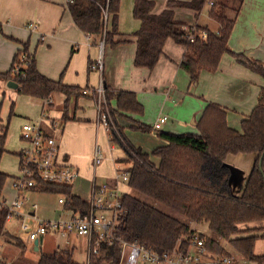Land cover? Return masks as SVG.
<instances>
[{
  "label": "crops",
  "instance_id": "0c3cea01",
  "mask_svg": "<svg viewBox=\"0 0 264 264\" xmlns=\"http://www.w3.org/2000/svg\"><path fill=\"white\" fill-rule=\"evenodd\" d=\"M153 1L155 2L153 13L160 15L168 9L170 2H192L193 0ZM134 5L135 0H121L119 33L113 40L117 45L104 44L100 52V45L104 40L95 42L92 36L89 37L75 24L68 9L67 0H0V74L11 70L15 56L24 44H28L30 53L35 56L39 71L53 81H62L66 85L92 90L102 84L104 89L108 88L111 91L135 93L144 107V113L134 115L120 112L116 116L117 124L124 133L133 130L130 127L136 123L153 129L147 134L148 137L142 139L140 145L135 147L147 153L150 161L156 166L159 165L160 159L152 156V152L167 145V142L159 137V132L198 133L197 124L210 103L220 106L227 114L229 127L240 131L241 123L251 116L258 105L264 86V77L251 70L237 57L226 53L222 56L215 72L202 71L198 82L194 84L190 76L180 67L186 47L171 38L165 42L163 53L153 70L136 67L137 40L135 34L139 31L141 22L134 17ZM212 6L213 4L206 0L200 11L176 7L173 9L174 21L188 27L218 33L220 24L210 16ZM229 15L233 17L234 12L230 10ZM32 23L37 25L36 30L29 28ZM228 47L231 52L243 56L252 63L264 66V0L243 1L228 41ZM100 53L103 58L102 72L94 68ZM7 84L0 78V137H5V153L12 152L16 155L19 166L20 155L27 147V143H23L18 150L5 149L9 134V121L5 123L1 109L6 95H9V102L12 103H9V118L17 115L13 112L14 99L17 100L19 95L23 94L19 92V89L11 91ZM56 96H58L57 102ZM56 96L53 97L51 106L26 96L37 102L33 104L36 111L31 117H27V121L34 119L35 121L32 122L39 123L45 133L55 138L59 145L60 157L79 171L80 177L73 186V193L89 201L94 183L108 184L117 187L123 193H132L126 182L117 179L119 171H127V166L121 162L127 158L126 152L117 149L113 137L98 126L95 97L84 96L77 100L73 99L71 101L73 109L67 111L68 117L73 120L65 122L63 111L67 106L63 107V105H65L66 98ZM110 104L113 108L116 107L114 100L110 101ZM88 107L91 110H87ZM164 118L166 120L163 121L161 128L155 131V123ZM55 120L58 122L57 128L52 124ZM137 133L143 135L141 132ZM96 145L100 146L104 153L103 163L98 167L93 165ZM256 160L257 154L227 157L226 165L232 171L230 186L233 196L239 198L243 195ZM0 173L7 175L8 178L13 177V181L19 176L9 175L2 170ZM85 183L88 184L84 190L87 191V195L77 193L76 191L84 189ZM9 190V199L14 200L17 193L12 186ZM2 193L0 197L3 196ZM23 198L26 201L24 194ZM59 199L58 204L63 206L62 212L65 214L60 212L57 219L70 218L73 211L67 210V206L59 203ZM36 210L30 208L28 213L36 216ZM261 227H264V222L239 226L243 230ZM195 229L197 233L209 236V233L201 230L200 227ZM4 232L3 243L0 237L1 247H3L0 261L5 260L7 264L18 256L21 253L19 242L26 247V257L34 261L39 259V257L34 259L29 255V247L22 238L13 235L6 228ZM56 235L60 237L56 243V250L46 253H53L59 249H70L73 251L75 261L87 264L88 241L86 238L72 234L66 239L59 234ZM257 235L260 234L257 233ZM72 239H74L73 242ZM79 240H82V248H79ZM259 240L254 249L257 256L264 255V251H256ZM223 244L232 252L228 250L232 255L231 258L238 264H255L245 261L242 256L228 247V243ZM32 250L39 254L42 252L41 248L35 249V244ZM76 254L77 257L79 255L81 259L83 258L82 261L75 258ZM210 256L214 258L216 255L210 253ZM236 256L240 257L239 261L236 260Z\"/></svg>",
  "mask_w": 264,
  "mask_h": 264
},
{
  "label": "trees",
  "instance_id": "16d2710c",
  "mask_svg": "<svg viewBox=\"0 0 264 264\" xmlns=\"http://www.w3.org/2000/svg\"><path fill=\"white\" fill-rule=\"evenodd\" d=\"M209 1L213 2L210 16L220 24L219 32L207 31L206 40L197 38L191 42L187 37V30L204 29L175 22L173 9L185 7L200 11L206 0L170 2L168 9L160 15L153 13V0H135L133 14L141 22V27L135 34V66L153 70L163 53L165 42L171 38L186 47L180 67L194 84L198 82L202 71L215 72L226 53L237 57L264 77L263 65L252 63L231 52L228 47L244 0ZM120 3L121 0H67L75 24L85 34L92 36L95 42L104 40V44L112 46L117 45L113 40L119 33ZM230 10L234 12L233 17L229 15ZM24 56L27 60L22 63ZM17 65L21 67L20 73L13 74V68ZM0 78L7 83H17L21 94L43 103L53 99L55 95H63L67 106L71 100L84 97L85 89L53 81L43 75L37 68L35 56L30 53L28 44H24L15 56L11 70L0 74ZM105 95L109 104L110 101H115V108L110 104L115 118L120 112L134 115L144 113L143 105L133 92H115L105 88ZM63 115L65 122L73 120L68 117L67 108ZM130 128L145 133L153 131L151 127L139 123ZM197 130L198 133L195 134L160 131L159 137L167 145L152 152V156L160 159L158 166L150 161L147 153L136 148L127 138L123 143L119 142L127 155L121 162L127 166V184L134 194L124 193L121 198L122 213L116 217L115 236L163 253L176 248L186 252L190 240L197 235L204 239L208 252L216 255L215 257L231 258L232 255L223 244L228 243L245 261L264 264V255L257 256L254 253L257 240L264 239V227L245 230L239 228L244 224L264 222V158L261 161L264 154V86L258 105L251 116L241 123L240 131L229 127L226 112L212 103L207 105L197 124ZM4 143L5 137H0V159L5 152ZM239 154H257V160L243 195L237 198L231 192L232 171L226 165V159L229 155ZM7 179V175L0 173V195ZM36 180L37 185L31 191L64 196L68 199L67 210L81 214L88 212V201L76 196L73 187ZM142 197L184 216L188 223L141 200ZM7 213L6 209L0 210V237L5 234ZM202 225L207 226L209 236L196 232L195 228ZM18 246L21 253L7 264H80L74 260L70 249H59L53 253L41 252L39 259L34 261L26 257L25 245L19 242ZM97 249L98 254H91L89 264L120 263L121 246L118 243L110 246L102 242ZM232 264L238 263L233 261Z\"/></svg>",
  "mask_w": 264,
  "mask_h": 264
},
{
  "label": "built area",
  "instance_id": "2783aa9c",
  "mask_svg": "<svg viewBox=\"0 0 264 264\" xmlns=\"http://www.w3.org/2000/svg\"><path fill=\"white\" fill-rule=\"evenodd\" d=\"M211 4H213L211 2ZM32 30L37 29V25H29ZM90 37V36H89ZM187 37L191 42L197 38L206 40L208 33L205 30L190 31L187 30ZM104 41L100 45L102 52ZM27 57L24 56L21 62H25ZM100 72L103 71V58L100 53L97 63L94 66ZM21 67L13 68V74L20 73ZM84 96L95 97L97 124L105 129L111 137L117 138L116 133L118 125L112 118L110 104L105 95L104 86L101 84L97 89H85ZM46 105L53 104L50 98L45 102ZM159 119L154 130L158 131L163 121ZM53 127H58L57 121H52ZM22 139L27 143V147L21 153L20 174L14 179L12 188L17 193L15 199L7 204L0 197V210L8 211L6 221L12 218H18L20 221V230L32 242H38L37 247L40 249L44 245V238L49 233L59 234L61 237L68 239L72 234L86 238L88 241V261L92 253L98 254V245L106 243L110 246L118 243L121 246V256L119 264H232L233 258L211 257L208 252L204 239L197 235L192 237L189 242L188 250L182 251L178 248L173 251L158 253L145 245L129 243L115 236V223L118 214L122 213L121 198L123 192L117 187L108 184L97 185L94 183L89 203V210L86 214L73 212L68 219H56L54 221H40L31 226L30 221H35V215L31 213L23 214L21 209L25 203L23 193L36 187L37 180L58 186L73 187L79 180V171L70 165L66 160L60 157V149L55 138L44 132L39 124L27 123L22 126ZM123 143V140H118ZM104 153L100 146L95 147L93 155V165L98 167L103 163ZM38 177V178H36ZM117 179L128 182L129 172L119 171ZM59 203L68 205V199L61 196ZM38 206L32 205V210ZM107 264V263H103Z\"/></svg>",
  "mask_w": 264,
  "mask_h": 264
},
{
  "label": "rangeland",
  "instance_id": "374dc122",
  "mask_svg": "<svg viewBox=\"0 0 264 264\" xmlns=\"http://www.w3.org/2000/svg\"><path fill=\"white\" fill-rule=\"evenodd\" d=\"M14 90L11 89V91H14ZM8 97H9V95H6L4 104H3L2 109H1V115H2V118H4L5 123L7 124L9 121V134H8V140H7L5 149H7V150L8 149L18 150L22 146L23 143L25 144L24 140L22 139V126L27 124V123L35 124L34 122H32V121H35L34 119H30L27 121V117H31L33 115V113L36 111V108L34 107L33 104H36L37 102L35 100H32V99L24 96V95H19L17 100L14 99L15 106H14L13 112L17 115H12L9 118V114H10L9 103L10 104H12V103L9 102ZM59 97H64V96L59 95ZM57 101H58V96H56V102ZM71 101L68 102V104H67V111L68 112L73 109V105H71L72 104ZM64 104L65 105H63V107L66 106V99H65ZM110 109H111V107H110ZM87 110H91V108L88 107ZM111 115H112V118L115 119V121L117 122L116 118L113 116L112 109H111ZM116 131H117V133L115 135L117 138H115V136H114L113 139L114 140L116 139L115 145L117 146V149H120L122 151L124 149L120 146V143L118 140L124 141V139L126 140V138H127L130 142H132V144L134 146H136V145L138 146V145H140L141 140L147 138L148 137L147 134H149V133H145V132H142L139 130H129V131H126L124 133V131L120 127H118V130H116ZM137 132H141V133H143V135L139 134ZM119 152H121V151H119ZM0 170L8 173L9 175H14V174L16 175L17 174V176H18L20 174V165L18 166V158L16 157V155H14L12 152H10V153L4 152L1 159H0ZM12 184H13V177L8 178V180L5 184V187L3 189V193H2L3 196L1 198L3 199V197H5L4 199L6 200L7 204H10L13 201V199L12 200L9 199L10 198V195H9L10 190L9 189L12 186ZM83 187H84V189H82V191H76V192L77 193L79 192L81 194L84 193L87 195V193H86L87 191H84V190L88 187V184L85 183ZM77 188H78V185H77L76 189ZM23 194L25 195V198H26V201L24 203V207L21 209V212L23 214L28 213L30 208L32 209V205L36 204L38 206V208L36 210L37 212H36L35 221H30L31 226L35 225L36 223H38L40 221H54L59 217L60 212L63 213L62 212L63 206H60L58 204L59 195H57V194L32 192L31 190L25 191ZM129 194H134V193L132 192ZM141 200H143L147 203L153 204L157 208L163 210L164 212L170 214L171 216H174V217L178 218L179 220H181L185 223H188L187 219L180 214L173 213V212L167 210L166 208H164L163 206H160L159 204H156V203L150 201L149 199L142 197ZM63 214H65V213H63ZM192 227H195V225L192 224ZM5 228L7 231L12 233L13 235L22 238L27 243V245L29 247V251H28L29 255L34 259H38L40 254L37 252H33L32 249L34 246V242L30 241L25 236V234L20 230L18 218H12L11 220L7 221ZM200 229L209 233L206 225H202V227H200ZM59 238L60 237L57 236L56 234L49 233L46 236L45 241H44V246L41 248L40 251L49 252V251H52L54 249L56 250L55 247H56L57 240H59ZM73 240L74 239H72V242H73ZM1 242L2 243L4 242L3 238H2ZM81 243H82V240H79V248H82ZM0 247H1V243H0ZM228 247L230 248V246H228ZM2 248L3 247L0 248V254H3ZM227 250H229V249H227ZM256 251H260V252L264 251V240H262V239L259 240V242L257 243ZM80 257H79V255L77 257V254L75 255L76 259L78 258V260L82 261L83 258L81 259ZM239 259H240V257L236 256V260L239 261ZM5 262H7V261L1 259L0 264H4Z\"/></svg>",
  "mask_w": 264,
  "mask_h": 264
},
{
  "label": "water",
  "instance_id": "95a60500",
  "mask_svg": "<svg viewBox=\"0 0 264 264\" xmlns=\"http://www.w3.org/2000/svg\"><path fill=\"white\" fill-rule=\"evenodd\" d=\"M7 86L10 89H16L17 90L19 88V85L17 83H15V82H8ZM263 158H264V154H263V156L261 158V161L263 160ZM34 244H35V249L38 250V247H37L38 242H35Z\"/></svg>",
  "mask_w": 264,
  "mask_h": 264
}]
</instances>
